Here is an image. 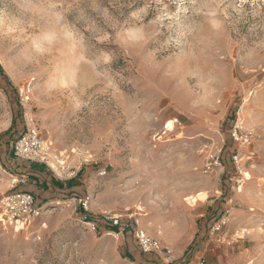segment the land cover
<instances>
[{"label": "rangeland", "instance_id": "rangeland-1", "mask_svg": "<svg viewBox=\"0 0 264 264\" xmlns=\"http://www.w3.org/2000/svg\"><path fill=\"white\" fill-rule=\"evenodd\" d=\"M29 116L63 171L13 156ZM31 164L72 189L36 196ZM16 192L41 213L0 222V264H139L137 229L186 264L224 216L221 255L264 264V0H0V198ZM114 215L129 228L100 225Z\"/></svg>", "mask_w": 264, "mask_h": 264}, {"label": "built area", "instance_id": "built-area-1", "mask_svg": "<svg viewBox=\"0 0 264 264\" xmlns=\"http://www.w3.org/2000/svg\"><path fill=\"white\" fill-rule=\"evenodd\" d=\"M230 138L239 146H248L250 144V132L245 130L243 125L236 122L230 130ZM12 154L14 157L28 160L34 163L43 164L47 167L53 168V165L57 166L61 171L64 170L65 160L62 157L53 155L52 142L45 140L41 137L40 131L36 126V122L33 117L29 116L25 119V130L18 136L11 146ZM235 163L238 161V155L232 156ZM212 159V157H211ZM220 166L218 159L211 160L205 165L204 173H211L213 168ZM80 209L84 213V220L91 230H96V223L87 221L85 215L89 213L87 199H79ZM35 197L28 192H16L5 195L0 198V222L2 225H10L17 223L21 224V229L24 226H28L31 222L38 218L41 213V207L36 204ZM105 222L109 221V225L113 228H120L121 231L129 228V224L123 225L120 221L119 215L111 217L103 216ZM44 226V224H42ZM225 226H227V218L224 216L217 220L212 228V233L220 232ZM136 243L142 254H149L153 252L170 253L167 246H164L158 238L149 236L142 230L137 229ZM186 264H204V259L199 256L194 262H188Z\"/></svg>", "mask_w": 264, "mask_h": 264}, {"label": "crops", "instance_id": "crops-1", "mask_svg": "<svg viewBox=\"0 0 264 264\" xmlns=\"http://www.w3.org/2000/svg\"><path fill=\"white\" fill-rule=\"evenodd\" d=\"M39 167H42V171L39 170H32L30 168V165L28 166V172L27 175L31 177V183L32 185H28L29 189H32L33 193L36 196H39L41 199L42 198H48L50 196H62V193H65L67 190H71L72 187L66 188L62 187L59 188L57 187L54 183H52V179L56 180L52 176L47 177L43 173V166L37 165ZM24 186H18V191L21 190H26L28 189ZM226 226L217 233H212L210 238L203 243L200 251L197 253L195 256V260L199 257L202 256L204 259V264H229V259L225 258L224 256L221 255L223 252V248L219 246L218 244V239L222 235H224V229ZM161 234V231H159ZM172 252L166 254L163 252H153L149 254H142L137 246V252L134 255L135 260L139 264H177L176 262L180 259L181 255L183 254L185 247L183 246H178L172 244ZM168 248V246H167ZM169 249V248H168ZM170 251V250H169ZM194 262V261H193Z\"/></svg>", "mask_w": 264, "mask_h": 264}, {"label": "clouds", "instance_id": "clouds-1", "mask_svg": "<svg viewBox=\"0 0 264 264\" xmlns=\"http://www.w3.org/2000/svg\"><path fill=\"white\" fill-rule=\"evenodd\" d=\"M55 8H57L56 4H49L47 5V7L40 5L37 10L43 11V12H49ZM53 14L55 15L57 21L63 18L60 12H54ZM62 34H63L64 39L69 42L70 50L76 51L78 46L80 45V41L78 40L76 33L73 32L68 26H64L62 29ZM37 51L39 53H44L46 51H50V49L42 47L41 45H37ZM59 86L67 87L68 85L66 82L61 81Z\"/></svg>", "mask_w": 264, "mask_h": 264}, {"label": "trees", "instance_id": "trees-1", "mask_svg": "<svg viewBox=\"0 0 264 264\" xmlns=\"http://www.w3.org/2000/svg\"><path fill=\"white\" fill-rule=\"evenodd\" d=\"M30 168L32 170H35L36 169V170L42 171V167H39L36 164H31L30 165ZM52 183H54L59 188H62L63 186L66 187V188H70V187H72L74 185L73 180H69V181H67V182L64 183V182H60L58 180L52 179ZM79 212L80 213H83L82 209H79ZM85 217H86V220L87 221L95 222L96 223V229H99V223L95 219H93L89 213H87V215H85ZM100 225L103 226V227L108 226L107 225V222H105V221L100 222ZM108 227H110L109 229L113 228L112 226H108Z\"/></svg>", "mask_w": 264, "mask_h": 264}, {"label": "snow or ice", "instance_id": "snow-or-ice-1", "mask_svg": "<svg viewBox=\"0 0 264 264\" xmlns=\"http://www.w3.org/2000/svg\"><path fill=\"white\" fill-rule=\"evenodd\" d=\"M167 127H168V128H171V127H172V122H171V121L168 123ZM245 175L247 176L248 174L245 173ZM201 198H203V196H202Z\"/></svg>", "mask_w": 264, "mask_h": 264}]
</instances>
